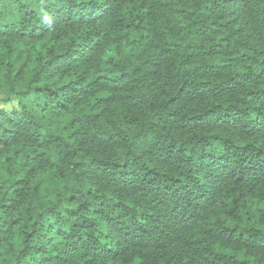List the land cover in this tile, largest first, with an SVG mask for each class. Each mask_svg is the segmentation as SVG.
Wrapping results in <instances>:
<instances>
[{"label": "trees", "instance_id": "16d2710c", "mask_svg": "<svg viewBox=\"0 0 264 264\" xmlns=\"http://www.w3.org/2000/svg\"><path fill=\"white\" fill-rule=\"evenodd\" d=\"M0 264H264V0H0Z\"/></svg>", "mask_w": 264, "mask_h": 264}, {"label": "clouds", "instance_id": "9594fccd", "mask_svg": "<svg viewBox=\"0 0 264 264\" xmlns=\"http://www.w3.org/2000/svg\"><path fill=\"white\" fill-rule=\"evenodd\" d=\"M44 19H45V20H47V19H48V17H47V16H45V17H44Z\"/></svg>", "mask_w": 264, "mask_h": 264}]
</instances>
